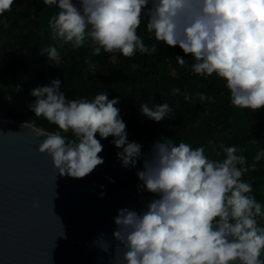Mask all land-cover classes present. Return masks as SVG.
I'll use <instances>...</instances> for the list:
<instances>
[{
    "label": "clouds",
    "instance_id": "9594fccd",
    "mask_svg": "<svg viewBox=\"0 0 264 264\" xmlns=\"http://www.w3.org/2000/svg\"><path fill=\"white\" fill-rule=\"evenodd\" d=\"M13 2L0 0V14ZM43 3L58 9L48 22L53 36L74 48L87 38L93 55L101 48L124 56L155 51V44L146 45L137 34L143 17L156 40L191 54L196 74L215 73L222 78L234 106L252 110L264 106V0ZM0 24L7 26L3 15ZM41 51L50 63L57 66L61 62L56 46ZM175 60L185 63L179 55ZM60 85L53 78L33 87L29 94L34 100L28 105L35 116H43L75 136L67 139L60 132L30 125L36 137H44L38 150L51 156L57 172L85 177L103 163V157L97 155L103 146L94 134L101 139L111 135L121 167H135L140 162L135 173L137 191L155 194L139 211L121 207L113 218L116 228L112 236L125 249L123 264H264V223L257 222L264 220V205L252 195V184L241 179L264 158V148L257 150L247 166L246 157L235 145H221L223 158L211 159L205 155L204 145L193 148L184 141L174 143L173 138L161 137L142 153L139 142L127 139L116 107L118 97L109 99L102 91L92 99H68ZM198 96L205 99L203 93ZM184 98L190 97L185 93ZM139 110L156 122L172 111L166 102L152 107L142 103ZM98 195L103 197V191ZM102 237L101 233L92 243L97 245ZM100 248L108 250L104 245Z\"/></svg>",
    "mask_w": 264,
    "mask_h": 264
},
{
    "label": "trees",
    "instance_id": "16d2710c",
    "mask_svg": "<svg viewBox=\"0 0 264 264\" xmlns=\"http://www.w3.org/2000/svg\"><path fill=\"white\" fill-rule=\"evenodd\" d=\"M57 11L56 5H45L43 0H14L10 9L0 14L7 18L6 27L0 24V118L35 124L74 140L70 130H60L28 107L34 100L30 89L56 78L68 99H92L102 91L109 99L118 97L116 107L125 123L127 139L139 142L142 153L161 137L173 138L174 143L184 141L193 148L204 145V153L211 159L223 158L221 145H235L242 150L247 166L253 163L257 150L264 148V106L255 110L234 106L222 78L215 73L196 74L191 68V54L156 40L147 31L143 17L137 34L146 45L155 44V51L124 56L101 48L93 55V45L87 38L74 48L53 36L48 22ZM49 45L56 46L61 56L57 66L41 51ZM178 55L185 59L183 65L176 62ZM175 88L180 91L174 92ZM199 93L205 99L201 100ZM163 102L172 111L161 121L148 119L139 110L142 103L152 107ZM94 135L103 146L97 154L103 157V163L97 167L133 192L147 195L137 191L135 173L140 162L135 167H121L116 155L119 149L111 143V135L103 139L98 133ZM255 163L256 168L243 173L241 179L252 184V195L264 205V158Z\"/></svg>",
    "mask_w": 264,
    "mask_h": 264
},
{
    "label": "water",
    "instance_id": "95a60500",
    "mask_svg": "<svg viewBox=\"0 0 264 264\" xmlns=\"http://www.w3.org/2000/svg\"><path fill=\"white\" fill-rule=\"evenodd\" d=\"M30 125L0 118V264H123L113 218L155 194L135 193L97 166L81 178L59 174Z\"/></svg>",
    "mask_w": 264,
    "mask_h": 264
},
{
    "label": "built area",
    "instance_id": "2783aa9c",
    "mask_svg": "<svg viewBox=\"0 0 264 264\" xmlns=\"http://www.w3.org/2000/svg\"><path fill=\"white\" fill-rule=\"evenodd\" d=\"M171 73H172L173 75H175V71L172 70Z\"/></svg>",
    "mask_w": 264,
    "mask_h": 264
},
{
    "label": "rangeland",
    "instance_id": "374dc122",
    "mask_svg": "<svg viewBox=\"0 0 264 264\" xmlns=\"http://www.w3.org/2000/svg\"><path fill=\"white\" fill-rule=\"evenodd\" d=\"M264 252L261 253V255L263 256Z\"/></svg>",
    "mask_w": 264,
    "mask_h": 264
}]
</instances>
